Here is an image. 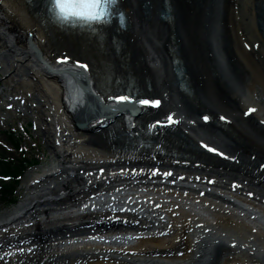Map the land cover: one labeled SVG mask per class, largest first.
<instances>
[{"label":"bare ground","instance_id":"1","mask_svg":"<svg viewBox=\"0 0 264 264\" xmlns=\"http://www.w3.org/2000/svg\"><path fill=\"white\" fill-rule=\"evenodd\" d=\"M45 2L0 3V71L53 161L0 213V264H264V0H119L89 27ZM135 92L160 103L107 99Z\"/></svg>","mask_w":264,"mask_h":264},{"label":"rangeland","instance_id":"2","mask_svg":"<svg viewBox=\"0 0 264 264\" xmlns=\"http://www.w3.org/2000/svg\"><path fill=\"white\" fill-rule=\"evenodd\" d=\"M201 0H198L200 3ZM206 0H203L205 2ZM216 2L217 0H213ZM199 7H204L203 5H199ZM215 8L217 9V5H215ZM224 8V7H223ZM219 23L217 21L211 20L209 30H206L201 25L202 33L205 34L206 41H224L221 29L216 31V28H218ZM191 32H196V30L193 28H190ZM190 40L196 41L195 37H192ZM226 41V40H225ZM219 62V59H218ZM220 65V63H219ZM221 68V65H220ZM222 69V68H221ZM236 87V84L232 81V87ZM13 89V91L11 90ZM18 89L13 86L12 83L8 82V79L6 78V75H4L0 71V142L4 144L6 147V151L9 156H16L18 155V152L15 151V153H10L9 147V140L7 139V135L13 131L15 132V136L20 139L21 143L20 147L23 151V154H25L27 157L37 158L40 165L37 167L32 168L30 171H28L25 176L22 178L20 182V186L17 190V192L10 193V196L8 199H11L13 201V204L8 206V203L5 205H2V202H6L3 199H5V195L0 196V213H6L10 209H12L15 205H18L19 202L23 198V193L25 192L28 183H27V175L30 172H38L41 173L42 170L46 168H49L53 165L52 156L50 154L49 150V144L46 142L43 126L40 123L41 119L43 118L41 115V109L34 108V104L28 108H24L23 101L19 99ZM15 137V138H16ZM1 144V145H3ZM3 148V147H1ZM28 152H27V150ZM3 152H5L4 149H2ZM27 152V153H25ZM261 170H264L263 167ZM1 192V190H0ZM231 238L225 237L220 239L224 242V244L227 245H234L235 242H231ZM219 242V241H218Z\"/></svg>","mask_w":264,"mask_h":264},{"label":"snow or ice","instance_id":"3","mask_svg":"<svg viewBox=\"0 0 264 264\" xmlns=\"http://www.w3.org/2000/svg\"><path fill=\"white\" fill-rule=\"evenodd\" d=\"M59 2V0H57ZM119 2V0H64V7L69 9L72 12H75L77 15H89L92 19H94L97 23L102 24H109L111 22V17L114 15L112 13L111 8L112 6L116 5ZM91 9V12H88L86 10ZM115 15H119L121 19V23L124 22V14L122 12L115 13ZM63 59L67 60L69 57H63ZM83 67H87V65H82ZM107 99H111L116 101L117 103H132L134 101L142 104V105H159V100H149V99H141L136 98L131 95H112L107 97ZM249 112L254 111V109L249 108ZM205 120H208V116H204ZM221 119H225V117H221ZM168 122H173L172 116L167 117ZM157 123H160V121H157ZM205 148H207L209 151L216 152L217 149L214 147H211L207 144L203 145ZM221 155H224V153H220Z\"/></svg>","mask_w":264,"mask_h":264},{"label":"clouds","instance_id":"4","mask_svg":"<svg viewBox=\"0 0 264 264\" xmlns=\"http://www.w3.org/2000/svg\"><path fill=\"white\" fill-rule=\"evenodd\" d=\"M86 11L91 12L92 10L88 9ZM51 12L58 23L66 25L75 24L79 26H87L97 23L89 15H77L75 12L64 7V0H59V2H57V0H52Z\"/></svg>","mask_w":264,"mask_h":264},{"label":"trees","instance_id":"5","mask_svg":"<svg viewBox=\"0 0 264 264\" xmlns=\"http://www.w3.org/2000/svg\"><path fill=\"white\" fill-rule=\"evenodd\" d=\"M11 164L12 163H10V162L0 163V173L2 175H6V176H8L9 174L17 175V174H19L21 169L23 170L26 167V165H23L24 161L19 162L18 167H12ZM15 183H16V181H15Z\"/></svg>","mask_w":264,"mask_h":264}]
</instances>
